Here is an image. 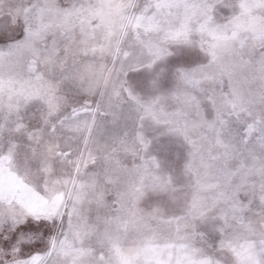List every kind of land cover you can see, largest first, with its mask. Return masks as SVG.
Listing matches in <instances>:
<instances>
[{"label": "snow or ice", "instance_id": "6c2138e0", "mask_svg": "<svg viewBox=\"0 0 264 264\" xmlns=\"http://www.w3.org/2000/svg\"><path fill=\"white\" fill-rule=\"evenodd\" d=\"M0 264H264V0H0Z\"/></svg>", "mask_w": 264, "mask_h": 264}]
</instances>
